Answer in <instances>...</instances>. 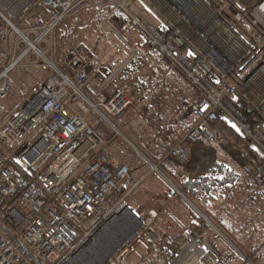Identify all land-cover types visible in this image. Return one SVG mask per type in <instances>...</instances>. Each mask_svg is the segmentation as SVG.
Instances as JSON below:
<instances>
[{
    "label": "built area",
    "instance_id": "2783aa9c",
    "mask_svg": "<svg viewBox=\"0 0 264 264\" xmlns=\"http://www.w3.org/2000/svg\"><path fill=\"white\" fill-rule=\"evenodd\" d=\"M89 1L122 13L154 45L160 66L196 94L183 139L157 164L134 147V165L157 172L169 159L183 167L186 144L209 143L264 187V0H142L162 27L137 0H0V101L13 89L15 70L54 56L56 29ZM125 66L120 58L106 65L82 54L66 58L63 69L47 60L51 78L12 112L0 106V264H92L98 254L78 260L98 238L94 249L106 251L112 237L116 247L94 264H124L136 244L156 240L158 214L137 216L126 203L133 189L120 194L131 173L105 133L110 119L133 106L115 87ZM168 183L181 197L174 180Z\"/></svg>",
    "mask_w": 264,
    "mask_h": 264
},
{
    "label": "rangeland",
    "instance_id": "374dc122",
    "mask_svg": "<svg viewBox=\"0 0 264 264\" xmlns=\"http://www.w3.org/2000/svg\"><path fill=\"white\" fill-rule=\"evenodd\" d=\"M146 7L142 12L159 27L160 18ZM66 28L67 23L59 26L54 39L57 49L54 56L46 54V59H53L61 69L64 68L65 59L75 54L88 58L94 56L106 65L115 57L126 63L115 87L127 94L133 101V106L124 116L110 119L113 128L106 124L105 133L111 140L112 153L123 163L125 160L130 169L131 177L125 186L128 192L133 189V193L127 197L126 203L137 216L153 210L158 218L155 224L156 240H145L136 244L124 264H264V187L255 186L238 168L224 162L218 146L199 143L196 147L202 149L190 150L187 147L190 155L188 164L180 167L166 159L162 166H158L162 174L134 165V147L157 164L183 139L193 122L190 106L196 98L194 90L179 73L161 67L156 49L134 30L131 31V37H134L136 44L132 45L133 40L128 38L129 35L119 38L107 33L111 28L105 21L96 31H91L85 23L70 25L69 35L73 36L71 45L74 47L70 53L64 54L62 37L68 33ZM47 60L41 61L40 67L20 68L12 73L13 89L6 100L0 101V106L7 114L17 109L40 85L53 76L52 70L47 67ZM91 118L93 115L89 117ZM205 151L209 154H204ZM212 154L214 157L219 154L220 163L227 165L238 176V182L231 186L224 198L226 206L223 208L231 212L227 215L231 225L236 226L231 230L236 239L232 241V251L220 241L214 245L209 243V235L204 238L188 231L193 221L190 217L199 209L181 192V197L177 194L180 198L169 194L173 187L168 183L170 178L164 171L166 168L174 175L185 174L190 178L197 175V172L211 168L214 162ZM142 177H146L145 180ZM212 209L215 212V208ZM184 218L188 219V223H184ZM207 218L211 220V224L213 218ZM170 220L174 221L168 225ZM217 232L228 241L222 231ZM241 246L246 250L241 249ZM196 248L204 249V252L198 254ZM111 251L113 250L108 252L102 249L94 257L92 264L103 261ZM225 253L226 257L223 255Z\"/></svg>",
    "mask_w": 264,
    "mask_h": 264
},
{
    "label": "trees",
    "instance_id": "16d2710c",
    "mask_svg": "<svg viewBox=\"0 0 264 264\" xmlns=\"http://www.w3.org/2000/svg\"><path fill=\"white\" fill-rule=\"evenodd\" d=\"M104 21L109 25V28L121 36H124L129 28V21L122 13L115 12L112 7H106L99 1H89L84 3L74 13L66 17V21L64 20L61 23H67L66 29H68V33L62 37L64 54L70 53L74 47L71 45L74 41L73 36L69 35L71 34L69 29L70 25L76 26L77 24L85 23L88 25V28H91V31H96L98 26H100V24ZM59 26L56 29L55 38L58 33ZM148 42L154 47L149 40ZM154 49L156 48L154 47ZM123 161L124 163L122 161L121 162L125 164V160ZM164 171L170 179L175 181L179 191L192 201L200 211L206 213L207 216L213 217L214 212L212 208H215V213L218 212V210L220 213L228 211L227 209H223L226 206V204H224L226 203L224 198L231 186L238 182V176L235 175V172L227 167V165L218 162L208 170L200 173L197 172V175L192 174L193 176L190 178L186 177L184 181H180L178 178H175L174 173L168 171L166 168H164ZM125 185L126 184H124L119 190L122 195L127 192V187ZM169 194L175 198H180L172 189L169 191ZM168 199L170 198L168 197ZM192 216L191 218L193 221L191 222L188 231L196 234L197 236H204L210 229L209 225L197 213L192 214ZM221 216L223 217V214H221ZM223 232L228 235L233 242L236 240L234 235H232L233 233L231 230L227 231L223 229ZM241 249L246 250L242 246Z\"/></svg>",
    "mask_w": 264,
    "mask_h": 264
},
{
    "label": "crops",
    "instance_id": "0c3cea01",
    "mask_svg": "<svg viewBox=\"0 0 264 264\" xmlns=\"http://www.w3.org/2000/svg\"><path fill=\"white\" fill-rule=\"evenodd\" d=\"M136 6L138 7V9L142 12V10H143V8L145 9V7L146 8H150L151 10H152V8H151V6H150V4H148V3H146V2H143L142 0H137L136 1ZM153 11V10H152ZM154 12V11H153ZM157 16V15H156ZM160 20V22H158L159 23V27H162L163 26V21L161 20V19H159ZM133 32V30H131V29H129V32H127V33H125V35L124 36H128V38L129 39H131V40H133L132 42H131V44L133 45V44H136L135 43V41H134V37H131V35H132V32ZM137 32V31H136ZM107 33H109L110 35H115L116 37H121V35H119V34H114V31L113 30H111L110 29V31H107ZM137 33H139V32H137ZM140 34V33H139ZM141 36H143L145 39H147L144 35H142V34H140ZM148 40V39H147ZM128 45H130V44H128ZM158 55H159V53H158ZM92 58L94 59V60H96L95 59V57L94 56H92ZM115 58H119V57H115ZM114 58V59H115ZM114 59H112L111 61H110V63H109V65L112 63V61L114 60ZM96 61H98V62H100L99 60H96ZM102 64H104V63H102ZM203 144H205V143H203ZM186 147H188L190 150H194V149H198V148H201V147H196V145H193V144H186ZM202 149V148H201ZM220 149V148H219ZM220 152H221V154H222V156H223V161L224 162H227V164H229L228 163V159L227 158H225L224 157V155H223V153H222V151L220 150ZM201 153H203V152H201ZM204 154H209L207 151H205L204 152ZM212 156V158H213V160L212 161H214V162H212L213 164H212V166L211 167H213L214 165H215V163H218V162H220V156H219V154H217L215 157H214V155L212 154L211 155ZM225 158V159H224ZM230 165V164H229ZM195 213H197L199 216L200 215H203L199 210H197V211H195ZM227 213H231L230 211H227V212H224V213H222L223 214V217L221 216V213L219 212V210H218V212H214L213 213V219H212V223H213V225H214V227L215 228H210L207 232H206V234L204 235V236H202V237H204V238H206L207 237V235H209V238H211V239H207L208 241H209V243H212L213 245L215 244V243H217L218 244V242L220 241L221 243H223L228 249H230V251H232V246H233V242H232V240L228 237V235H226L224 232H223V229H225V230H227V231H229V230H234L235 229V227L236 226H233V225H231L232 224V222L229 220L230 219V217H228V215H227ZM228 217V218H227ZM175 219H177L178 217H174ZM191 218V217H190ZM172 221H174V220H172ZM172 221L170 220L169 221V224L168 225H170L171 223H172ZM211 221V220H210ZM185 222H187L188 223V219L187 218H184V223ZM217 231H222L223 232V234L227 237V239H228V241L227 240H225V239H223L222 238V236L220 235V234H218V232ZM218 234V235H217ZM211 240V241H210ZM223 255H225V257H226V255H227V253H225V254H223Z\"/></svg>",
    "mask_w": 264,
    "mask_h": 264
},
{
    "label": "bare ground",
    "instance_id": "6f19581e",
    "mask_svg": "<svg viewBox=\"0 0 264 264\" xmlns=\"http://www.w3.org/2000/svg\"><path fill=\"white\" fill-rule=\"evenodd\" d=\"M122 213H124L126 216H127V214L126 213H128V212H125V211H123ZM121 214H119V216H120ZM117 217V216H116ZM128 217V216H127ZM114 220H116V219H114ZM113 220V222L108 226V228L105 230V232L102 234V236L104 235V237H103V239H105V240H107L108 238H106V237H109L110 235H112V232H111V230L113 229V226H114V224L116 223L115 221ZM130 232H131V230H130ZM115 237H112V239H111V242H112V244H110V246L108 247V249H106V251H108L109 252V250H112V248H114V246L116 245V243H117V238L116 239H114ZM97 243H95L93 246H91L90 247V249L88 248V249H86L85 250V252L83 253V257H80L79 258V260H78V263L79 262H82V261H84V259H86V257L88 256H93L92 254H98L99 255V253L94 249V247L96 246V245H98V243H101L102 242V240L101 239H97ZM104 241V240H103ZM110 242V243H111ZM198 243V242H197ZM200 245V244H199ZM197 246V245H196ZM204 250V249H203ZM203 250H201V249H199V248H196V252L198 253V254H202L204 251ZM107 252V253H108ZM97 256V255H96ZM83 259V260H82ZM192 264V263H191Z\"/></svg>",
    "mask_w": 264,
    "mask_h": 264
}]
</instances>
